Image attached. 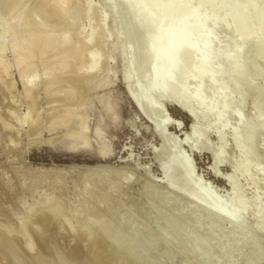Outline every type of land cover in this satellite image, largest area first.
<instances>
[{
    "label": "rangeland",
    "instance_id": "rangeland-1",
    "mask_svg": "<svg viewBox=\"0 0 264 264\" xmlns=\"http://www.w3.org/2000/svg\"><path fill=\"white\" fill-rule=\"evenodd\" d=\"M3 1L0 231L82 264H264V0H171L169 27L168 0ZM195 19L185 38L210 58L176 92L189 129L162 96L171 73L162 94L146 75L165 51L144 37Z\"/></svg>",
    "mask_w": 264,
    "mask_h": 264
},
{
    "label": "bare ground",
    "instance_id": "bare-ground-1",
    "mask_svg": "<svg viewBox=\"0 0 264 264\" xmlns=\"http://www.w3.org/2000/svg\"><path fill=\"white\" fill-rule=\"evenodd\" d=\"M12 0H4L3 1V3H4V5L7 7V5L8 4H10V2H11ZM140 1V0H139ZM150 1V0H149ZM18 2V1H17ZM16 2V3H17ZM20 2H21V0H20ZM46 2V1H45ZM131 2V1H130ZM152 2V1H151ZM47 3V2H46ZM143 3V2H142ZM139 4V3H138ZM15 5V4H14ZM142 5V4H141ZM140 5V6H141ZM159 3L156 5V11H159V12H161V13H164V15H165V18H164V25L165 26H167V27H169V26H171V25H173V24H171L172 23V19H173V22L175 23V19H176V17L177 16H179V14H180V12H181V10L179 9V8H176V7H174L173 6V3H172V1L171 0H168V1H165L164 3H162L161 5H159ZM13 6V5H12ZM46 6H48V5H46ZM216 7H219V4L218 5H213V9H215ZM228 9L229 10H234L235 8H236V5H234L233 3H229L228 4ZM250 7V5H249V3H247V4H245L244 6H242L241 8H240V11H241V13H245V12H247L248 11V8ZM13 8V7H12ZM45 8H47V7H45ZM132 8H134V7H132ZM139 8V7H138ZM142 8V7H141ZM141 8H139V9H141ZM137 9V8H136ZM136 9H132V10H130V12L131 13H133V14H135V12H137V11H135ZM143 9V8H142ZM218 10V9H217ZM11 11V10H10ZM145 11V10H144ZM155 12V11H154ZM150 13H152V12H150ZM142 14V13H141ZM151 15V14H150ZM163 15V16H164ZM144 16V15H143ZM146 16H148V15H146ZM154 16V15H153ZM162 16V15H161ZM128 17H130V15L128 16ZM26 18V17H25ZM28 18V17H27ZM175 18V19H174ZM264 18V16L262 15V16H260V20H264L263 19ZM31 19V17H29L28 18V20H30ZM133 19V18H132ZM135 19V18H134ZM144 19V18H143ZM145 19H146V17H145ZM156 19V18H155ZM180 19V18H179ZM150 20V19H149ZM135 21V20H134ZM239 21V17L237 16V15H234L233 16V18H232V23L233 24H236L237 22ZM53 22V21H52ZM131 22V21H130ZM179 22V21H178ZM177 22V23H178ZM152 23V22H151ZM177 23H176V25H174V26H176L177 27ZM200 23L201 22H199V20H197V19H195V20H186L184 23H182V25H179L180 27H173V28H169L168 30H167V28H166V30H164V29H161V31L162 32H159V30H158V28L156 29V30H158V31H153L152 33H150L149 35H147V36H145L144 38H145V40H147V41H153V40H160V51H167L168 49H169V47H170V43L172 44L173 42H175V44H176V46H175V49H174V51H172L170 54V60H168L169 61V63L167 62V60H166V53L164 52V54H163V52L161 53L160 51H159V53H161V54H163V56L162 57H164V55H165V64L163 65V66H165V67H163L162 65H160L161 66V68L162 69H157L156 67L158 66H156L155 67V69L157 70V72H155L156 73V75H155V73H154V75H153V73L151 72V71H149V70H147L146 72V75L147 76H149L150 77V79H153L154 77V81H155V85L154 86H156V84L157 85H159V86H157V87H160V94H162V92H161V85H163L164 86V84L165 83H163L165 80V82H166V84H167V76H165L164 77V75L165 74H167L168 75V73H167V71L168 72H170L169 74H170V79H172V77H173V79H174V83H175V88L173 87V86H171V84H169V82L170 83H173L172 82V80L170 81V79H169V81H168V84L170 85V87H168V88H166V90H163V88H162V90H163V92L165 91H167V90H169V88H173V89H175L174 91H173V89H172V93H170V92H166V93H163L162 94V96L164 97V98H166L170 103H172L175 107H177V105H175V103L176 104H178L180 107H182V108H184V110H189L190 111V107L188 108V105H187V103H188V101L187 100H182V99H178L177 97H176V95H178L182 90L184 91V88L183 87H185V85H186V83H187V81H188V79H190V77H191V73H192V69L194 68V70H195V72L196 71H198L197 69H196V67H194V66H196V65H203V64H205L206 63V59L207 58H210V57H207L206 59L204 58V57H198V54H199V50H191L192 49V47L190 46L191 45V39L190 38H185V36H189L187 33H188V31L190 30L191 31V29L192 28H195V27H198L199 25H200ZM53 24V23H52ZM144 25H145V20H141V19H139V21L137 22V23H135V24H133L132 26V28H134V29H139L140 30V32H141V29L144 27ZM146 26V25H145ZM54 27V26H53ZM36 29V28H35ZM130 29V28H129ZM38 30V29H37ZM133 30V29H132ZM164 30V31H163ZM136 31H138V30H136ZM136 31H134V32H136ZM38 32V31H37ZM129 32H131V34H132V31H129ZM137 33V32H136ZM139 33V32H138ZM143 33V32H142ZM189 33H191V32H189ZM127 34V33H126ZM203 34V33H202ZM205 35H206V33H204ZM91 35V34H90ZM134 35V34H133ZM200 35V34H199ZM198 35V36H199ZM31 36H33V35H31ZM44 36V35H43ZM196 36V35H195ZM34 37V36H33ZM32 38V37H31ZM30 38V39H31ZM40 38V37H39ZM44 39H43V41L45 42V44L47 43V41L49 40V38L50 37H48V35H46L45 37H43ZM263 38H264V36H263ZM29 39V38H28ZM30 39H29V41H30ZM36 40H38V37H36L35 38ZM91 39H92V36H89L88 37V39H87V42H89L90 43V41H91ZM181 39V40H180ZM184 39H186V40H184ZM31 40H34L33 38L31 39ZM158 40V41H159ZM201 40H203V39H201ZM208 40V39H207ZM24 42H25V40H24ZM31 42V41H30ZM38 42V41H37ZM146 42V41H145ZM198 42V41H197ZM202 42V41H201ZM23 43V42H22ZM21 43V44H22ZM31 43H35L36 44V42H31ZM24 44V43H23ZM22 44V45H23ZM40 44H41V42H40ZM152 44V43H151ZM150 44V46L152 47V45ZM203 44V43H202ZM22 45H20V46H22ZM37 45V44H36ZM35 45V46H36ZM47 45V44H46ZM40 46V45H39ZM137 46V45H136ZM173 46V45H172ZM25 47V46H24ZM33 47V48H32ZM149 47V46H148ZM157 47V46H156ZM159 47V46H158ZM157 47V48H158ZM31 48L32 49H34V45L32 46L31 45ZM36 48V47H35ZM173 48V47H172ZM42 49H43V47H42ZM154 49V48H153ZM159 49H157V50H159ZM24 50V49H23ZM35 50V49H34ZM145 50V49H144ZM147 50H149V48L147 49ZM151 50H152V48H151ZM200 50H202V49H200ZM30 51V50H29ZM33 51V50H32ZM31 51V52H32ZM26 52V51H25ZM30 52V53H31ZM152 52V51H151ZM202 52V51H201ZM42 53H44V50H42ZM157 53V52H156ZM156 53H154V54H156ZM205 53V52H204ZM207 53V52H206ZM205 53V54H206ZM203 54V53H202ZM26 55V54H25ZM28 55V54H27ZM26 55V56H27ZM31 55H32V53H31ZM201 55V54H200ZM199 55V56H200ZM207 55V54H206ZM33 56V55H32ZM196 56H197V58H196ZM202 56V55H201ZM157 57V56H156ZM160 58V57H159ZM31 59V58H30ZM168 59V58H167ZM19 60H21V59H19ZM155 60V59H154ZM208 60V59H207ZM156 61V60H155ZM154 61V62H155ZM160 61V60H159ZM163 61L164 60H162V63H163ZM161 63V64H162ZM168 63V66H166V64ZM158 64V63H157ZM154 66V65H153ZM153 66H152V68H153ZM160 68V67H159ZM198 68V67H197ZM199 69H200V67H199ZM203 69V68H202ZM201 69V70H202ZM96 70V69H95ZM159 70H162L163 72H165L164 73V75H162L163 74V72H162V74H161V71H159ZM129 71H130V69H129ZM153 71V70H152ZM155 71V70H154ZM195 74V73H194ZM201 74H204V73H201ZM207 75V74H206ZM127 76V75H126ZM160 76V77H159ZM162 76V77H161ZM194 77V76H193ZM202 77H203V75H202ZM201 78V77H200ZM199 78V79H200ZM205 78V77H204ZM164 80V81H163ZM160 82H162L161 84H160ZM126 83H127V81H125L124 80V87H123V89H124V92H125V94H126V96L129 98V100H131V97H130V95H129V89H128V87H127V85H126ZM165 84V85H166ZM167 84V85H168ZM131 87V86H130ZM151 87V86H150ZM217 87V86H216ZM165 88V87H164ZM182 88V90L180 91V89ZM151 90L153 89V88H150ZM154 89H156V88H154ZM179 89V90H178ZM199 89V88H198ZM157 90V89H156ZM177 90L178 91H180V92H178V94H176V92H177ZM197 90V89H196ZM219 90V89H218ZM200 91V90H199ZM217 91V90H216ZM222 91V90H221ZM225 94V93H224ZM193 95V94H192ZM198 95V94H197ZM196 95V96H197ZM222 95V94H221ZM183 96H184V94H183ZM201 96V95H200ZM199 96V97H200ZM145 97V96H144ZM160 97H161V95H160ZM182 97V96H181ZM186 97V96H185ZM190 97V96H189ZM198 97V98H199ZM192 98V97H191ZM197 98V99H198ZM188 99V98H187ZM201 99V98H200ZM199 99V100H200ZM145 100H146V105L148 106V108L150 109V110H152V111H157V112H161V110H159V107H157V105H153V103H151V102H149L148 101V99L147 98H145ZM133 101V100H132ZM136 101V100H135ZM143 101V100H142ZM187 101V102H186ZM201 101V100H200ZM194 102V101H193ZM140 104H141V102H139ZM144 103V104H145ZM189 104V103H188ZM137 105V104H136ZM145 105V106H146ZM138 106V105H137ZM191 106V105H190ZM145 108V107H144ZM177 108H179V107H177ZM138 109V108H137ZM140 110H142L141 108H139ZM161 109V108H160ZM193 109V108H192ZM191 109V110H192ZM111 110V109H110ZM181 110V109H180ZM182 111V110H181ZM188 111V112H189ZM138 112V111H137ZM183 112V111H182ZM186 111H184V113H185ZM141 113V112H140ZM190 114H191V112H189ZM159 114V113H158ZM163 114V113H162ZM162 114H161V116H162ZM187 116H189L190 118H191V123H190V128L189 129H191V126L193 125V121H196V119H195V117H194V114H191L192 115V117H191V115H189V114H187V112L185 113ZM198 116V115H197ZM159 117V116H158ZM162 118V117H161ZM165 119H166V117H165ZM162 120H164V118H162ZM148 123V122H147ZM200 123V122H199ZM181 126V125H180ZM194 126V125H193ZM175 127H176V125H175ZM194 128V127H193ZM179 129H181V128H179ZM196 129H197V127H196ZM195 129V130H196ZM197 132V131H196ZM192 133V132H191ZM195 133V131L193 132V134ZM94 134H96V133H94ZM98 134V136H99V133H97ZM96 134V135H97ZM96 135L94 136V137H96ZM97 136V137H98ZM193 136V135H192ZM191 137V136H190ZM190 137H188V138H190ZM203 137V136H202ZM98 139V138H97ZM76 140V139H75ZM97 141V140H96ZM186 141H188V140H186ZM89 143H90V141H89ZM80 144V143H79ZM80 145H82V144H80ZM79 145V146H80ZM86 145V144H85ZM77 147V146H76ZM82 147V146H81ZM94 147V146H93ZM84 149H86V148H84ZM94 149V148H93ZM109 149V148H108ZM96 150V149H95ZM86 154H93L96 158H97V160H99V161H101V162H108V161H106L105 159H104V157H102V155L99 153V151L98 152H96V151H91V152H88V153H86ZM179 160V159H178ZM175 162V161H174ZM177 162V161H176ZM176 164V163H175ZM99 168V167H98ZM97 168V169H98ZM188 171V170H187ZM186 180V179H185ZM181 188V187H180ZM184 192V191H183ZM215 202V201H214ZM213 202V203H214ZM216 204V203H215ZM216 206V205H215ZM220 206V205H219ZM218 206V207H219ZM217 207V206H216ZM220 209H221V207H219ZM223 208V207H222ZM217 209V208H216ZM235 210H237V209H235ZM229 211V210H228ZM228 211H227V213H228ZM229 215V214H228ZM233 215V214H232ZM225 217V216H224ZM37 219V218H36ZM233 219V218H232ZM235 219V218H234ZM38 220V219H37ZM36 221V220H35ZM33 222V221H32ZM31 221L30 222H28V223H32ZM38 222V221H37ZM36 222V223H37ZM32 225V226H31ZM36 225V224H35ZM29 226H31V229H32V231L34 232V222L32 223V224H30V225H27V228L28 229H30V227ZM37 225H36V230H35V233H36V231H39V230H37ZM30 229V230H31ZM39 229V228H38ZM6 233V232H5ZM11 238V237H10ZM9 238V236L7 235H5L4 234V232H2V231H0V248H1V256L3 257V259L2 258H0V263L1 264H62V262L63 263H65V261L66 260H68L67 261V264H74V262H75V260L72 262V259H76L78 262H79V264H82L81 263V260L80 259H77L75 256V258L73 257V256H70V257H68L66 260L64 259V257H61V256H59L57 253H55V252H53L50 248H47V246H46V244H45V248H43V249H41V251H39V256H38V254L36 255V257H33V256H31V255H29V254H26L27 253V251H25L24 252V250L22 249V247L25 245L24 243H23V241H21V240H18V239H16V238H14V239H16V240H14L13 238H11L10 239ZM13 239V240H12ZM75 239V238H74ZM73 239V240H74ZM42 240V239H41ZM75 240H77V239H75ZM19 241V242H18ZM21 241V242H20ZM47 241V240H46ZM41 242H43V241H41ZM40 242V243H41ZM21 243L22 244H24L23 246L21 245ZM76 243H78L77 241H76ZM71 246H72V244H70ZM77 245V244H76ZM74 246V245H73ZM77 247V246H76ZM75 247V248H76ZM72 248V247H71ZM75 248H72L73 250L75 249ZM78 249V248H77ZM39 250V249H38ZM72 250V251H73ZM74 253V252H73ZM38 256V257H37ZM49 258H51V259H49ZM5 259V260H4ZM78 264V263H77ZM83 264H86V262L85 263H83Z\"/></svg>",
    "mask_w": 264,
    "mask_h": 264
},
{
    "label": "water",
    "instance_id": "water-1",
    "mask_svg": "<svg viewBox=\"0 0 264 264\" xmlns=\"http://www.w3.org/2000/svg\"><path fill=\"white\" fill-rule=\"evenodd\" d=\"M175 105H177V107H179V109H181L183 112L186 111L187 114L191 115L187 110H184V108L180 107L178 104L175 103ZM186 112H185V113H186ZM191 117H192V115H191ZM167 120H168V119H167Z\"/></svg>",
    "mask_w": 264,
    "mask_h": 264
}]
</instances>
